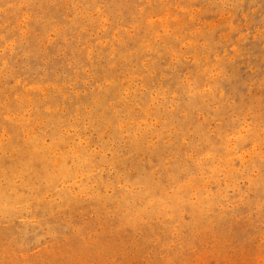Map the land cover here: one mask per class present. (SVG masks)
Segmentation results:
<instances>
[{
  "label": "rangeland",
  "instance_id": "obj_1",
  "mask_svg": "<svg viewBox=\"0 0 264 264\" xmlns=\"http://www.w3.org/2000/svg\"><path fill=\"white\" fill-rule=\"evenodd\" d=\"M0 264H264V0H0Z\"/></svg>",
  "mask_w": 264,
  "mask_h": 264
}]
</instances>
